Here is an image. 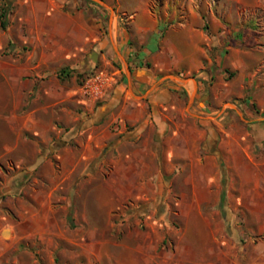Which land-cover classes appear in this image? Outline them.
<instances>
[{
    "label": "rangeland",
    "instance_id": "obj_1",
    "mask_svg": "<svg viewBox=\"0 0 264 264\" xmlns=\"http://www.w3.org/2000/svg\"><path fill=\"white\" fill-rule=\"evenodd\" d=\"M148 1L167 25L198 28L207 91L223 99L133 153L106 107L130 65L90 37L131 28L144 0H11L0 26V264H264V0ZM99 71L107 84L85 92Z\"/></svg>",
    "mask_w": 264,
    "mask_h": 264
},
{
    "label": "crops",
    "instance_id": "obj_2",
    "mask_svg": "<svg viewBox=\"0 0 264 264\" xmlns=\"http://www.w3.org/2000/svg\"><path fill=\"white\" fill-rule=\"evenodd\" d=\"M130 16L131 28L119 30L115 24L108 39L92 35L90 40H97L99 46L110 43L122 64V57L128 60L129 72L124 70L126 83L115 87L106 107L114 119L121 123L119 131L124 133L119 142L140 146L139 149L134 148L133 153L137 150L152 153L151 147L154 145L157 148L162 138L171 141L179 136L173 126L175 119H184L187 114L195 112L196 116L206 119L205 115L217 111L215 108L210 112L205 110L206 105L210 104L207 101L210 92L204 82L207 72L203 68L207 59L209 63L212 59L200 45L198 36L201 33L196 31L197 27L189 29L183 20L178 21V26L174 23L167 25L169 21H164L155 12L148 0L134 7ZM70 18L77 23L76 17ZM53 52L50 56H53L52 61L55 63V57L59 55L56 50ZM48 61L51 62L44 59V62ZM8 83L11 84V90L18 86L13 78ZM225 92L228 100L224 103H233L232 91L226 88ZM187 97L189 106L182 109ZM213 97H210L212 103L221 104V95L214 92ZM227 114H230V118L235 116V113L232 115V112L224 111L220 119ZM131 157V154L126 156V166L136 167ZM139 164L148 166L145 159H141Z\"/></svg>",
    "mask_w": 264,
    "mask_h": 264
},
{
    "label": "built area",
    "instance_id": "obj_3",
    "mask_svg": "<svg viewBox=\"0 0 264 264\" xmlns=\"http://www.w3.org/2000/svg\"><path fill=\"white\" fill-rule=\"evenodd\" d=\"M104 84H107L106 79H104V71H99L91 75V77L86 81L84 90L87 93H99L102 91Z\"/></svg>",
    "mask_w": 264,
    "mask_h": 264
},
{
    "label": "trees",
    "instance_id": "obj_4",
    "mask_svg": "<svg viewBox=\"0 0 264 264\" xmlns=\"http://www.w3.org/2000/svg\"><path fill=\"white\" fill-rule=\"evenodd\" d=\"M0 1L2 2V7L0 11V26L5 29L8 23L7 15L10 9L11 0H0ZM63 70H65V68L62 69V71ZM89 74H92V72H89L88 75ZM224 198H225V194L223 191L221 194V202H223Z\"/></svg>",
    "mask_w": 264,
    "mask_h": 264
},
{
    "label": "bare ground",
    "instance_id": "obj_5",
    "mask_svg": "<svg viewBox=\"0 0 264 264\" xmlns=\"http://www.w3.org/2000/svg\"><path fill=\"white\" fill-rule=\"evenodd\" d=\"M7 234H8V232H7Z\"/></svg>",
    "mask_w": 264,
    "mask_h": 264
}]
</instances>
